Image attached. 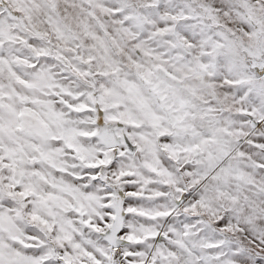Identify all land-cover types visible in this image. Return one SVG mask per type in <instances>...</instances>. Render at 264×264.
<instances>
[{
    "label": "snow or ice",
    "instance_id": "1",
    "mask_svg": "<svg viewBox=\"0 0 264 264\" xmlns=\"http://www.w3.org/2000/svg\"><path fill=\"white\" fill-rule=\"evenodd\" d=\"M0 264H264V0H0Z\"/></svg>",
    "mask_w": 264,
    "mask_h": 264
}]
</instances>
